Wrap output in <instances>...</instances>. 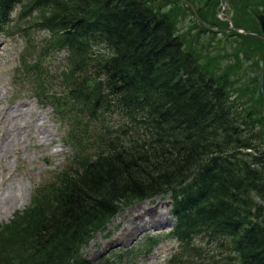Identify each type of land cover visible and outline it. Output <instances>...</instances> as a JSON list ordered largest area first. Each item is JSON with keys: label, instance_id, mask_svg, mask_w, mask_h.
<instances>
[{"label": "trees", "instance_id": "1", "mask_svg": "<svg viewBox=\"0 0 264 264\" xmlns=\"http://www.w3.org/2000/svg\"><path fill=\"white\" fill-rule=\"evenodd\" d=\"M31 28L48 34L39 58L64 55L56 71L25 65L69 122L74 155L0 225V264H122L135 249L82 250L128 207L167 196L171 264H264L259 120L235 110L168 17L146 0H0V34Z\"/></svg>", "mask_w": 264, "mask_h": 264}, {"label": "rangeland", "instance_id": "2", "mask_svg": "<svg viewBox=\"0 0 264 264\" xmlns=\"http://www.w3.org/2000/svg\"><path fill=\"white\" fill-rule=\"evenodd\" d=\"M146 1L157 13L168 17L186 51L192 53L199 65L224 86L235 110L254 114L264 137V41L249 35L262 34L255 15L264 14V0H185L194 6L199 18L182 0ZM15 14L13 21L17 19ZM234 28L242 32L238 33ZM10 30L14 32L15 27ZM28 30L29 38L22 31L0 35V110L29 103L40 118L35 123L42 128L38 125L40 131L29 137L23 134L15 152L4 160L8 166L5 171H0V181H6L3 174L11 170L9 185L21 189V198L14 211L1 215L0 225L28 208L36 189L54 181L73 156L68 137L69 123L58 117L54 108L42 102L31 91L29 83L21 79L23 58L28 62L41 60L45 73H48L58 70L63 54L39 58L48 34L37 28ZM54 85L58 89V84ZM13 117L4 115L7 123L0 125L2 131H15ZM173 223L170 196L144 201L128 207L114 218L106 232L98 234L83 248L82 255L91 261L113 257L115 253L144 245L148 236L162 235L163 242L158 247L150 252L143 251L134 262L125 258V264H169L170 256L177 251L176 242L165 237ZM137 225L140 228H135ZM122 232L125 234L121 235Z\"/></svg>", "mask_w": 264, "mask_h": 264}, {"label": "bare ground", "instance_id": "3", "mask_svg": "<svg viewBox=\"0 0 264 264\" xmlns=\"http://www.w3.org/2000/svg\"><path fill=\"white\" fill-rule=\"evenodd\" d=\"M1 101V99H0ZM4 115L9 116L13 115L12 127L15 131L9 132L8 130L2 131L0 129V171H5L8 164L4 163V160L9 159L10 155L15 152L17 142H20L21 136L24 134L30 136L35 132H39L40 128L35 123V120L38 123L40 120L34 107L26 102L18 104L16 106H9L4 110H0V125L7 123V120L4 121ZM6 125V124H5ZM41 128L42 126L39 125ZM11 171V170H10ZM10 171H6L3 175V180L0 181V217L4 212H11L16 209V205L21 198V189L17 185H9L12 179ZM135 228H140V225H137ZM129 232V231H128ZM125 233H121L123 235ZM120 239L113 240L119 241Z\"/></svg>", "mask_w": 264, "mask_h": 264}, {"label": "water", "instance_id": "4", "mask_svg": "<svg viewBox=\"0 0 264 264\" xmlns=\"http://www.w3.org/2000/svg\"><path fill=\"white\" fill-rule=\"evenodd\" d=\"M185 3H187L190 7H192L193 11L195 12L196 16L199 18L198 16V13H197V10L194 8V6L191 4V3H188L186 2L185 0H183ZM257 18L260 22V25H261V29H262V35H253V36H256L262 40H264V15L259 13L257 14Z\"/></svg>", "mask_w": 264, "mask_h": 264}]
</instances>
